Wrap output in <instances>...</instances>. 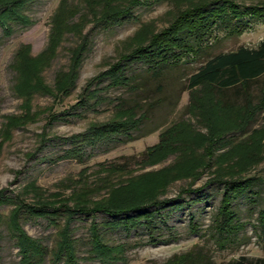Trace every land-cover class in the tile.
I'll use <instances>...</instances> for the list:
<instances>
[{
	"label": "rangeland",
	"instance_id": "374dc122",
	"mask_svg": "<svg viewBox=\"0 0 264 264\" xmlns=\"http://www.w3.org/2000/svg\"><path fill=\"white\" fill-rule=\"evenodd\" d=\"M203 1L31 0L26 24L12 22L10 33L0 26V190L32 200L33 181L46 197L59 199L82 183L104 182L93 198L117 194L132 201L146 193L144 198H165L152 240L143 226L106 228L111 216L104 213L74 217L79 264H167L173 254L193 248L211 264L264 255L258 216L264 206V76L250 82L246 96L228 94L231 106L207 83L187 88L189 74L212 54L256 46L264 36V16L252 17L238 33L213 24L197 53L185 52L158 75L140 60H122L134 82L113 85L108 77L91 82L183 9ZM237 2L264 5V0ZM122 104L142 113L128 135L90 134L104 122L129 119L116 112ZM169 126L171 136L162 140ZM150 148L155 151L145 154ZM247 178L257 191L233 197L235 231L220 232L225 182ZM12 206L0 202V213L6 216ZM92 220L109 244L121 245L120 257L106 261L90 254ZM22 226L49 248L58 237L57 227L42 217ZM0 233V264H22L4 222Z\"/></svg>",
	"mask_w": 264,
	"mask_h": 264
},
{
	"label": "trees",
	"instance_id": "16d2710c",
	"mask_svg": "<svg viewBox=\"0 0 264 264\" xmlns=\"http://www.w3.org/2000/svg\"><path fill=\"white\" fill-rule=\"evenodd\" d=\"M30 1L0 0V26L5 33H10L12 22L26 24L29 21L25 10ZM126 11L127 8L116 11V14L121 15ZM263 16L264 5H242L237 0H205L183 9L169 25L152 34L145 44L136 46L116 63L97 74L91 82L95 79L100 81L103 77H108L109 83L113 85L128 86L134 82V76L125 73V61L122 60H140L145 63L146 70H149L150 74L158 75L163 68L178 62L185 52L195 51L197 53L200 50L199 41L206 36L213 24H216L217 28L225 29L227 27L229 32L238 33L252 17ZM262 76H264V36L256 46L240 44L236 48L219 51L209 56L189 74L187 88L192 89L207 83L223 105L231 106L235 102L226 100L228 94L239 92L246 96L250 82ZM119 111L130 116L129 119L104 122L93 127L90 134L107 135L121 131L128 135L129 127L142 119V113L137 114L136 108L127 104L119 105L116 112ZM173 127L169 126L161 132L162 140H167V137L171 136L168 133ZM157 145L161 147L162 143L159 142ZM154 151L155 149L150 148L146 150L145 154H152ZM251 179L225 182L219 208L218 227L220 232L235 231L236 226L233 225V221L238 218V214L232 209L231 201L233 197L253 190ZM103 184L104 182L93 185L82 183L79 187L72 189L74 191L72 194L59 199L46 197L33 181L29 183V186L33 187L34 198L32 200L23 197L22 193L11 197L0 190V202L13 203L6 216L0 213V224L5 223L8 235L18 248L20 263L43 264L45 261H49V264H79V240L74 236V230L70 223L74 217L80 215L104 213L111 216L104 220L106 228H123L130 231L134 227L143 226L149 233L150 239H155L153 234L157 229L156 216H161L160 204L164 202L165 198L156 196L144 198L145 195H148L147 193L132 201L129 197H125V199L117 194L106 198H93L91 196L93 191L98 190L97 188ZM250 196H254V194H250ZM127 199L129 201H126ZM152 206L153 208H150ZM258 216L264 228V206L259 210ZM38 217L45 218L49 224L57 227L58 237L50 248L40 238L29 235L22 226V221ZM215 219L217 226V218ZM89 228L90 234L87 239L91 255L106 261L121 256V245L119 248L117 245L108 243L104 232L99 229L100 223L96 224L92 220ZM168 261L167 264H211L210 257L195 248L175 253ZM222 264H264V255H239Z\"/></svg>",
	"mask_w": 264,
	"mask_h": 264
}]
</instances>
